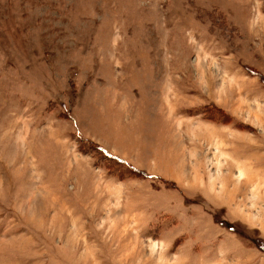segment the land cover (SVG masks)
Here are the masks:
<instances>
[{"label":"rangeland","instance_id":"rangeland-1","mask_svg":"<svg viewBox=\"0 0 264 264\" xmlns=\"http://www.w3.org/2000/svg\"><path fill=\"white\" fill-rule=\"evenodd\" d=\"M0 264H264V0H0Z\"/></svg>","mask_w":264,"mask_h":264}]
</instances>
